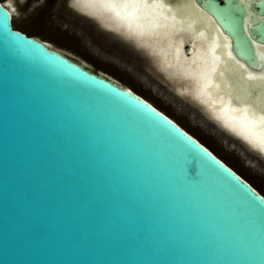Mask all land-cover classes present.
<instances>
[{
    "label": "water",
    "instance_id": "1",
    "mask_svg": "<svg viewBox=\"0 0 264 264\" xmlns=\"http://www.w3.org/2000/svg\"><path fill=\"white\" fill-rule=\"evenodd\" d=\"M231 1L196 0L253 66ZM248 30L264 42V17ZM86 65L14 29L0 3V264H264V197Z\"/></svg>",
    "mask_w": 264,
    "mask_h": 264
},
{
    "label": "rangeland",
    "instance_id": "2",
    "mask_svg": "<svg viewBox=\"0 0 264 264\" xmlns=\"http://www.w3.org/2000/svg\"><path fill=\"white\" fill-rule=\"evenodd\" d=\"M0 1L7 6V0ZM81 1L78 0V4ZM66 2L67 0H15L17 12L11 15L12 27L28 36L37 37L48 43L51 48L69 55L78 62L87 63L86 67L92 71L118 80L122 86L128 87L174 120L264 197V165L260 166L261 164L253 158L250 159L237 142L222 136L218 127L213 128L215 122L206 118L193 102L179 96L167 85L160 73L150 72L147 68V58L139 51L131 49L137 56L129 52L127 53L130 55L121 53L108 49L96 38L91 37L88 30L82 26L81 19L66 15ZM141 41L147 43L144 37H141L138 43ZM155 50L159 51V47L156 46ZM184 63L186 62L183 61ZM160 66L162 72L179 81L173 74L174 68L165 69L162 64ZM182 83L189 86L185 82ZM220 94L218 92L223 98L224 93ZM200 98L203 103H208V98L207 101L203 97ZM252 99H256V96Z\"/></svg>",
    "mask_w": 264,
    "mask_h": 264
},
{
    "label": "flooded vegetation",
    "instance_id": "3",
    "mask_svg": "<svg viewBox=\"0 0 264 264\" xmlns=\"http://www.w3.org/2000/svg\"><path fill=\"white\" fill-rule=\"evenodd\" d=\"M95 1L96 0H82L78 4V0H73L72 5L74 7L76 5L77 6L79 5L78 6L79 10L82 13H84V15L81 16V15H77L71 9V7L69 5V0H67V2H66L67 14L66 15L69 16L70 18H73V19H78V18H79L78 20L81 19L82 20L81 21L82 22V26L85 27L88 30V32L90 33L91 37L96 38L101 44L105 45L108 49L111 48V49L117 50V51H119L121 53L129 52L132 55L134 54L133 56H137V55H135V53H133V50H131L130 47H128V48L131 51L128 50V48L126 46V43H123V42H121L119 40L120 39L119 35L116 34L114 32V30L118 31L120 35H123L124 37H126L127 40L128 39L129 40L132 39L135 43H138V41L141 39V37H138L134 33L132 34V32L126 30L124 25L121 26L120 24H118L119 21H118L117 18L114 17L115 15L114 16H112V15L110 16L109 13L103 12L104 9H105L104 6L103 5L101 6L100 3L95 2ZM157 1L158 0H156L154 2L157 3ZM258 1H260V0H232L231 1V6H235V8H237L239 10L238 15L236 14V16H237V18L239 20V23L242 26V29H243L244 33L246 34V36H247V38H248V40H249V42H250V44L252 46V49L254 51V58H255L256 62H255V64L253 66L250 65L249 63H247L245 60L238 58L233 53L232 48H231V42H232L231 36L228 33L222 32V30L219 29L218 23L216 22V19L214 18L213 15H209V17H208L207 15H205L204 13L201 12V10H203V9L197 4L196 0H187V1H184L185 2L184 4H183V0H182V2L180 1V3L176 5L175 8L177 9V11L179 10L178 11V15H179L178 18H180V20H181L180 23L183 22V24H179V26L177 27L178 28L177 30H181L182 28H183V30H182V32L178 31L179 33L175 32L176 34L174 33L173 39H175V41L179 40L177 42H178V44L181 45V47L179 48V50H177L178 51L177 55H179L178 56L179 59L181 58L186 63L191 61V60H193V57H194L195 53L197 54V50H198V52H201V50H199L200 46H201L200 45L201 41L203 42V41L206 40L204 43H208V44L212 45V49H213V44H212L211 41L217 39L219 42H221L222 46H223V50H224V51H221V54L224 53L221 56L224 57V59L230 65L233 64L234 67H236V69H235L233 67V65H232V67H233V68L231 67L232 69L238 70V73L240 72L239 75L241 77H247V75L250 76L252 74H255V76H254L255 79L257 80V78H258V80L255 81V84L246 87V89L249 92V94H248L247 99L244 101V104L245 105L252 104L255 107H257L258 110H259L258 103L255 101V99H252V98L255 97V96L257 98L259 96V94L261 92V89H260V87L258 85H261V83L264 81V74H263L264 73V71H263L264 70V64H263L264 62H262L263 61L262 57L264 55V42H259L256 38H254L249 33V30H248V28L250 26L257 25L264 17V14H263L262 10L260 8H258V6L256 5V3H258ZM218 2L221 5L224 3L223 0H218ZM169 3H171V2H169ZM177 6H179V7H177ZM184 7H185V10H184ZM188 7H190V8H188ZM181 9H182V11H181ZM107 10L109 12H114V11H110V7H108ZM186 11H190L192 16H193L192 20H194V22H193V24L191 23L192 25L190 23H188L189 21H183L184 17H185L183 14ZM201 15H203L204 17L203 16H202L203 18L200 17ZM89 17H93V18H95L97 20H93L92 18H89ZM186 22L191 27H189L188 25L186 26V24H187ZM202 24H203V26H202ZM194 27H195V29H194ZM103 28L111 30L112 32L103 30ZM208 30H210V33H208ZM206 31H207V33H206ZM151 32L152 31H150V32L147 31V43L142 42V41L140 42V44L138 43V46L141 47V49L144 52L147 53V55L146 54H143V55L147 58V68H148V70L150 72H152V73H156V74L160 73V75L162 76V78L165 80L166 83H167V80L171 81L173 86H170L169 83H167V85L170 86L171 88L174 87L172 89L175 90V92L179 96L184 97L185 99L189 100L190 102H193L201 110V112L206 116V118H208L210 121L211 120H217L218 121L219 119L214 117V115L211 114V112L210 113L204 112V110L202 109L203 106L200 104V102L195 98V96L190 94L191 91H194L193 90V85L191 84L192 81H190L188 78H186L184 75H182L179 71H177V69L175 70V68H174V66L172 64V61H170L171 59L173 60L172 54H168L169 51H167V50H166L167 52L162 50V47L163 46L165 47L164 44L167 45V39H162L163 33H154V34H152ZM192 33H194V34H192ZM202 33H204V34H202ZM151 34H152V36H151ZM206 35H207V39H206ZM211 36H212L213 39L211 38ZM215 36H217V37H215ZM198 37H200V38L197 39ZM201 37H203V38H201ZM209 39H210V42H208ZM195 41H197L198 43L197 42L195 43ZM159 43L160 44L162 43V44L160 45ZM173 43H175V42H173ZM192 43L194 44V46H193ZM156 46L159 47V51L155 50ZM205 48H207V47H204V46L201 47L202 51ZM185 50H187L188 52L190 51L189 54H186ZM205 50H207V49H205ZM143 51H142V53H144ZM262 51H263V53H261ZM142 53H140V54H142ZM211 53H212L211 50L210 51L207 50V51H204V53L201 52L199 55L202 54L203 56H206L204 54L210 55ZM128 55H130V54H128ZM196 56L197 55H195V57ZM163 57H165V58L163 59ZM166 58H167V60H166ZM230 59H232L233 62ZM160 64H162L164 66V68L166 67L165 69H167L169 67L174 68V70L177 71V72L173 71L174 72L173 74H175L177 76L179 81L173 80L172 76H168L167 74L162 72L163 69L161 68ZM194 66L195 65H193V68L192 67L191 68L193 70L197 71L198 69L195 68L196 66L195 67ZM159 67L161 68V70H160ZM247 71H249L250 74ZM262 74H263V76H262ZM244 75H246V76H244ZM261 78H263V79H261ZM182 82L187 83L189 86L187 87ZM259 82H261V83H259ZM189 87H190V89H189ZM249 95H251V96H249ZM227 100H228V105L231 103L230 106L233 105L235 107L236 106L241 107L242 104H243L242 102L239 103V101H237L236 99L233 100V99L230 98V99H227ZM236 102H238V103H236ZM261 112H263V111H261ZM216 123L217 124L213 123V128L219 127L218 129H220V131L222 132V136H225L226 138H230V139L234 140L235 142H237L239 147L244 149V151L246 152V155L250 159L253 158V160H255L257 163L261 164L260 166L264 165V152H262L257 147L253 146L249 141L247 142V140L245 138H242L240 136V134L238 133L237 129H234L235 131L234 130H229L228 128H225V126L221 122L218 121ZM230 169H232V168H230Z\"/></svg>",
    "mask_w": 264,
    "mask_h": 264
},
{
    "label": "bare ground",
    "instance_id": "4",
    "mask_svg": "<svg viewBox=\"0 0 264 264\" xmlns=\"http://www.w3.org/2000/svg\"><path fill=\"white\" fill-rule=\"evenodd\" d=\"M154 1H156V0H154ZM154 1L153 0H147V2L138 3L134 9L133 8L127 9L126 12L128 14H130V17H131L130 19L125 17L123 12L121 14V17H117L115 12H109L107 10L108 7H106L104 4H102L99 0H96L95 2L101 3L105 8L103 12L109 13L110 16L115 15L114 17L117 18L119 21L118 24H120L121 26L124 25L126 30L132 32V34L134 33L138 37H144L147 39V31L148 32L152 31L151 32L152 34L163 33L162 39H167V45L164 44L165 47L163 46L162 50L163 51L167 50V51H169L168 54H172L173 60L171 59L170 61H172V64H173L175 70L177 69V71H179L182 75H184L186 78H188L190 81H192L191 84L193 85L194 91H191L190 94L195 96V98L203 106L202 108L207 113L211 112V114H213L214 117L219 119L218 121L221 122L225 126V128H228L229 130L237 129L238 133L240 134V136L242 138H245L247 140V142L249 141L253 146L257 147L253 141H258L259 138L264 137V113H263L264 112V81L262 83L259 82V83H261V85H258L261 89V92H260L259 96L255 99V101L258 103L259 110L257 107H255L252 104L245 105L244 101L247 99L248 94H249L246 87L255 84V81H257L258 78H257V80L255 79V77H254L255 74H252L253 76L247 75V77H241L239 75L240 72L238 73V70H235L236 67H234L233 64L232 65L235 69H232L233 68L232 65H230L224 59V57L221 56L222 54H224V53L221 54V51H224V50H223L222 43L219 42L217 39L211 41L213 44V49H212V45H210L208 43H204L206 40L203 42L202 41L200 42L201 46H200L199 50H201V52H203V53H204V51H207V50L210 51L211 50L212 53L210 55H207V54H204L206 56H203L202 54L199 55L201 52H198V50H197V54L195 53V55H197V56L195 57V55H194L193 60H191V61L188 60L189 62L183 64L184 60H182L181 58L179 59V57H178L179 55H177V52H178L177 50H179L181 45L178 44V42H177L179 40L175 41V39H173V35L175 32L179 33L178 31L182 32V30H183V28L181 30H177L178 29L177 27L179 26V24H183V22L180 23L181 20H180V18H178L179 17V15H178L179 10L177 11V9L175 8L176 5L180 3V1L182 2V0H158L157 3H155ZM168 1L171 3H169ZM184 1H187V0H183V4L185 3ZM6 4H7V6H5V8L8 10L10 15H12V13L17 12L15 0H7ZM78 6L76 5L75 8L79 9ZM177 7H179V6H177ZM188 8H190V7H188ZM184 10H185V7H184ZM110 11H112L111 8H110ZM181 11H182V9H181ZM183 15L185 16L183 21H189L188 23L193 24L194 20H192L193 16H192L190 11H186ZM202 16L203 15H201L200 17H202ZM188 23L186 24V26L188 25ZM188 26L191 27L190 25H188ZM202 26H203V24H202ZM194 29H195V27H194ZM206 33H207V31H206ZM208 33H210V30H208ZM152 34H151V36H152ZM192 34H194V33H192ZM202 34H204V33H202ZM215 37H217V36H215ZM199 38L200 37H198L197 39H199ZM201 38H203V37H201ZM211 38H212V36H211ZM36 39L41 41L37 37H36ZM206 39H207V35H206ZM173 42H175V43H173ZM196 42L197 41H195V43ZM208 42H210V39L208 40ZM43 43L45 45L47 44V46L49 48H51V46H49L48 43H46V42H43ZM193 46H194V44H193ZM203 46L207 47V48H205L207 50L204 49L202 51L203 48L201 49V47H203ZM51 49L55 50L56 52H60L54 48H51ZM261 53H263V51ZM263 57H264V55H263ZM263 57H262V59H263L262 62H264ZM164 58L165 57H163V59ZM166 60H167V58H166ZM230 60L233 62L232 59H230ZM193 65L196 66V67L195 66L194 67L198 69L197 71L192 69ZM177 71H175V72H177ZM247 72L250 74L249 71H247ZM263 74H262V76H263ZM244 76H246V75H244ZM261 79H263V78H261ZM122 87L125 89H128L129 90L128 92L137 95L142 100H144L149 105H151L154 109L161 112L153 104H151L149 101H147L146 99H144L140 95L133 92L128 87H124V86H122ZM214 91H216L217 93L215 94ZM218 92H219V94L223 92L224 97L223 98L220 97L221 94L219 96ZM200 97H203V99H206V101L208 98V103H203L201 101ZM204 97H206V98H204ZM229 97L233 100L236 99L237 101H239V103L242 102L243 103V104L241 103L242 106L241 107H238V106L235 107L233 105L230 106L231 103L228 105L227 99H230ZM203 101L205 102V100H203ZM236 103H238V102H236ZM261 111H263V112H261ZM161 113L164 114L163 112H161ZM165 116H167V115H165ZM168 118L170 120H172L170 117H168ZM172 121L174 123H176L174 120H172ZM212 121H214L215 123L218 122L217 120H212ZM176 125L179 126L177 123H176ZM179 127L184 132H186L181 126H179ZM186 133L188 135H190L188 132H186ZM190 136L192 138H194L198 143H200L195 137H193L192 135H190ZM200 144L203 145L202 143H200ZM203 146L206 147L205 145H203ZM221 162H223V161H221ZM254 190L257 192L256 189H254Z\"/></svg>",
    "mask_w": 264,
    "mask_h": 264
},
{
    "label": "snow or ice",
    "instance_id": "5",
    "mask_svg": "<svg viewBox=\"0 0 264 264\" xmlns=\"http://www.w3.org/2000/svg\"><path fill=\"white\" fill-rule=\"evenodd\" d=\"M106 7H110L115 12L117 17H121L122 12L127 18H131L130 14L126 12L129 8H135L138 3L147 2V0H100ZM256 146L264 152V137L259 138L258 141H253Z\"/></svg>",
    "mask_w": 264,
    "mask_h": 264
}]
</instances>
